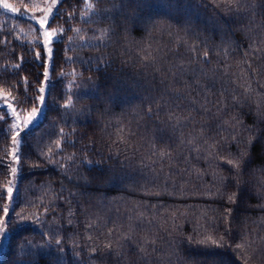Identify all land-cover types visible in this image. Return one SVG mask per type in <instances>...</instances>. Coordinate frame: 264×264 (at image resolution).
<instances>
[{
	"label": "trees",
	"instance_id": "16d2710c",
	"mask_svg": "<svg viewBox=\"0 0 264 264\" xmlns=\"http://www.w3.org/2000/svg\"><path fill=\"white\" fill-rule=\"evenodd\" d=\"M10 1L18 6L21 5L20 0ZM70 2L72 8L83 7L79 0H70ZM255 2L264 6V0H255ZM127 3L128 0H100L95 5L97 11L89 13L87 20H81L78 12L75 20L64 25L81 28L87 37H92L93 34L98 36L100 29L111 28L113 36L106 48L91 46L98 43L96 40H92L91 44L87 39L74 42L75 50L67 52L66 55L72 56L77 63L64 66V70L67 72L75 70L82 74L76 81L82 85L76 90V94L81 99L78 102L74 100L75 110L64 117V123L59 122L60 117L56 116L55 111L45 108L48 119L41 117L38 124L33 126L31 136L24 145L26 157L30 161L39 162L34 147L35 142L41 132L51 131L48 125L55 120L56 131L64 127L65 131L70 133L64 152L56 159L63 162L64 155L75 154L80 159L87 155V158L94 162L93 167L97 172L106 173L108 177H124L123 183L118 181L117 186L105 185L99 181L86 183V180L91 181V174L87 170L88 166L80 165L79 160L71 166L67 176L62 175L55 165L47 162L38 169H33L31 163H26L21 174L22 178L18 182L21 191L16 193L17 199L14 202L16 211L11 213V219L6 225L9 237L12 235V230L19 232L27 229L22 242L30 246V253L35 256H30L29 259H34L36 262L48 260L49 264H55L54 258L61 257L60 264H90V257L95 256L96 264H116V257L110 250L103 248V244L109 239L107 234L109 230L116 228L118 218L119 222L127 223L128 216L132 214L130 211L133 207L132 202L143 201L157 206L155 209L149 207V218L153 211L157 212L159 217L148 226V235L156 240L157 249L150 257L151 264H205L206 261L207 264H212L213 261H223V264H244L241 258L243 254L235 248V245L246 235L249 242L254 239L258 241L252 249H249L248 264H264V242H260L264 237V208L258 206L264 204V191H261V181L264 180V171H261L264 169V150L258 151L255 155L245 154L241 158L239 189L236 169L224 163L223 159L215 161L218 165L215 168L209 167L210 161L201 159L194 161V166L200 169L202 176L197 178L195 174L188 176L184 173L167 181L161 177L158 182L161 185L162 195L146 196L142 188L145 181L155 173L150 168L141 170L140 167L141 160L148 155L149 144L153 139L162 134L175 139L172 130L166 128L165 124L155 116L151 120L147 118L149 105L153 112L161 111L165 104L173 103L172 98L177 92L186 98L184 101H176L181 107L187 106L191 99L198 98L191 71L180 79L174 78L173 72L169 71L170 67L181 62L190 70L195 69L197 73L202 68L215 67V78L202 79L200 82L212 88L213 94L210 99L214 102L221 98L222 88L229 90L224 96V113L227 114L223 115V119L238 115L253 133L255 129L260 130L255 132V135L264 133V119L256 114L258 97L253 93L250 99L245 100L243 88L238 86L243 82L239 79L240 72L246 71L256 93L264 94V88L259 86V83L264 81V76L254 74L256 66L264 64V55L249 50L250 45L259 47L261 41H264V7H257L254 12L235 9L226 12L222 4L220 7H214L211 0H143L140 8H136L134 2L131 6L122 7ZM70 10L71 8L66 4L64 19H67V12ZM58 22L62 23V21ZM29 24L30 21L19 12L10 14L0 8V40H8L10 46L4 48L0 44V49H3L4 53L0 54V66L18 63L20 57L24 56L28 63L24 65L25 71L20 73L18 79L27 77L31 83L38 69L31 63L35 51L32 55H27L28 49L23 43L32 38L28 30ZM14 28L15 31H8ZM68 35L72 33L69 32ZM16 37L19 39H15ZM177 37L187 40L189 45L193 43L201 45V55L203 42L207 41L209 48L212 49L209 59L213 63L189 64L190 60H198L199 56L188 52L183 44L177 45L175 43ZM222 39L225 43H221ZM129 41L131 45L126 46ZM228 41H231L232 47L228 46ZM66 43L67 37L64 38L63 43L57 42L61 49L60 60L65 55L63 48ZM56 46L53 45L54 49ZM132 46H134L133 50H130ZM145 46H151L153 49L155 57L153 64L159 67V72L153 65L146 66V62L141 60L143 54L140 49ZM225 49L228 50L227 56L224 55ZM217 52L220 55H216ZM246 52H249L247 57H245ZM256 56H260V59H254ZM101 57H107L106 64L111 65L103 73L97 70L93 63V60H99ZM245 58L247 63H243L238 68L237 62ZM249 64H252L253 68H249ZM100 67L103 69L106 65L102 64ZM226 67L227 73L224 71ZM60 70L58 61L57 71L53 77V82L57 84L59 90L55 99L63 103L65 98L60 94L63 92V87L58 82ZM42 71L39 69V72ZM29 72L32 74L30 75ZM10 75L11 73L6 74L4 78L8 79ZM89 78L94 82L95 87L91 86ZM71 79L72 77L69 76L68 80ZM185 81L193 87H187ZM8 82L16 83L12 79ZM125 82L137 85L134 90H130V101L113 103L109 95H120L121 86L125 85ZM66 83L67 81H64V84ZM32 87L34 90L36 85L33 83ZM232 89L236 90L243 106L231 102ZM16 91L23 92V85L21 84ZM145 97H151V100H146ZM29 99H32L31 94ZM157 102L160 107H157ZM49 103L52 105L51 97ZM52 106L60 112L64 111L58 105ZM214 112L215 108L208 115L211 116ZM141 115L144 116L143 119L140 118ZM202 115L204 113L200 112L196 119L205 123L201 121ZM162 119L166 121L163 113ZM217 124H220V128H217ZM205 126L209 128L206 135L215 138L218 155L240 157L244 145L247 144L248 133H242L236 139H232L231 134L234 129L223 125L222 120H208ZM193 127H196L197 132L199 131V124L195 126L190 124L185 130L186 136ZM119 128L134 133L129 135L130 146L120 145L117 141ZM217 132H220V135H217ZM8 135V133L0 135V159L4 160V164L0 165V171L4 173L0 175V186L7 178L9 161L3 149L11 144ZM44 140L47 141L48 137L45 136ZM238 140H243L244 144H238ZM166 142L171 141L166 140ZM258 148L264 149V142ZM201 155L206 153L202 152ZM192 156L194 157L195 153ZM153 167L159 168L158 165ZM181 167L185 166L181 164L176 169L166 167L165 171L169 174L172 171L179 173ZM214 171L223 177V185L213 179ZM29 181L34 187L25 191ZM39 183H51L57 193L61 191L60 186L63 184L65 189L63 196L54 202L52 211L45 214L44 222L33 223L31 219L22 222L17 216L22 209L25 216L32 212L44 211L43 208H29L24 205L25 197L38 202ZM181 185H184L183 189ZM150 186L155 187L156 182L153 181ZM164 188L171 194L163 192ZM218 188L219 192L225 193L224 196L219 195ZM234 192L237 193V203H229L227 196ZM70 193L76 195L72 196ZM65 198L71 200L72 204L66 203ZM45 203L48 201L46 200ZM69 207L76 212L72 224L67 223ZM227 208L233 209L229 222L224 220ZM204 212L207 215L201 217V213ZM173 213L176 217L175 221L172 219ZM0 215H2V204H0ZM89 219L95 221L92 227L87 224ZM145 224L147 225V221ZM204 233H210L217 239L223 236L224 247L215 248L197 243L204 238ZM89 234L93 236L92 240L88 239ZM115 236L116 233L113 231L111 238L115 239ZM189 237H192L191 242ZM55 239L61 240L62 251H57L60 246L55 244ZM74 240L78 245L75 248ZM33 245L35 247H32ZM94 247H98L95 253L91 251ZM151 247L150 245L149 248ZM28 251L29 249H26V252ZM207 252L218 255L208 258L204 255ZM5 255L7 248L0 250V256ZM3 264H7V261H3Z\"/></svg>",
	"mask_w": 264,
	"mask_h": 264
},
{
	"label": "snow or ice",
	"instance_id": "6c2138e0",
	"mask_svg": "<svg viewBox=\"0 0 264 264\" xmlns=\"http://www.w3.org/2000/svg\"><path fill=\"white\" fill-rule=\"evenodd\" d=\"M100 0H79V3L83 5L81 8H72L70 0H20L22 10L19 7H14L13 5L6 2V0H0V7L4 10L10 11L12 13L19 12L21 15H30V19L34 24L28 25L29 34L31 39L27 40L24 43V46L27 47V55H32V52L35 51L34 58L31 63L34 66H37V73L34 76L33 82H29L27 77H24L22 80L18 79L21 72L25 71L24 65L28 61L24 56L20 57V62L13 63L10 66H0V102H3L0 106V135L8 133V139H10V146H6L3 149V153L8 157L7 165V178L4 180L3 185L0 186V204H2V215H0V250L7 248V255L0 256V264H3V261H8V264H37L34 259H29V257H34L35 254L30 253V246L22 242V237L27 229L12 230V235L9 237V230L6 228L8 220L11 219V213L16 211L14 207V202L16 201V193L21 191L19 186V180L22 178V173L25 168L26 163H31L33 169H38L43 167L44 162L53 164L61 171L62 175L67 176L68 170L73 164L79 160L80 165H87V170L91 174V181L86 180V183L91 182H103L105 185L117 186V182L123 183L124 177H108L106 173L97 172L93 167L94 162L87 158L85 155L82 159L73 155H64L63 162L56 157L61 156L64 152V146L68 142V137L70 136L69 132L65 131L64 127H60L58 131L57 121L53 120L49 123L48 129L51 131L41 132L39 138L35 142V150L39 157V162L30 161L25 153L26 148L24 145L27 144L28 138L31 136L33 131V126L37 125L43 116L45 119H48L47 114H45V108H49V111H55L56 116L60 117V123H64V117H66L70 112L75 110V101H79L81 97L76 94V90L81 88L82 85L78 84L76 81L81 78V73L73 70L72 72H67L64 70V66L77 63L72 56L66 55L67 52L75 50L73 44L76 40H85L87 39L89 44L92 40L98 41L97 44L91 45L95 48H106L109 46L108 42L112 39L113 33L111 28L100 29V34L97 36L93 34L92 37H87L83 33V30L79 27H65L64 25L68 24L70 21H73L77 18V13L79 12V18L81 20H87L89 13H94L97 11L95 5L98 4ZM135 3L136 8H140L143 5V0H128L127 4L122 6H131L132 3ZM211 3L214 7H220L223 5V10L226 12H232L233 9L236 11H253L257 7H264L257 5L255 0H211ZM68 5L71 8L67 12V19H64L65 16V5ZM35 9H39V14H36ZM105 11H108L105 9ZM58 21H62L59 23ZM225 23H228L225 21ZM55 25V26H53ZM16 29H10L9 32L15 31ZM20 31H24L20 29ZM71 32L72 35H68ZM67 37V43L63 48L65 53L62 60H60V52L57 42L63 43L64 38ZM15 39H19L16 37ZM177 45L183 44L188 52H191L193 55H198V60H190L189 64L199 63L201 65L212 64L213 61L209 59V56L212 52V49L209 48L207 41L203 42V52L200 54L201 45L193 43L188 44V41L182 37H177L175 40ZM221 43H225L222 39ZM228 46L232 47L231 41H228ZM0 44L4 48H9L8 40H0ZM53 45H57L54 49ZM250 52L258 51L264 55V41H261V46L257 47L252 44L249 46ZM11 51V49H10ZM140 52L143 54L141 60L146 62L147 65H153L157 72L160 71L158 66L153 64L155 57L153 56V49L151 46H145L140 49ZM0 54L3 53V49H0ZM10 54V53H9ZM216 55H220L219 52ZM224 55H228V50L225 49ZM249 55V52L245 53V57ZM92 59V58H90ZM254 59H260V56L254 57ZM59 61L61 70L59 72L58 82L63 87V92L60 93L65 99L63 103H60L59 100L55 99L56 94L59 92L57 89V84L53 82L54 74L57 71V62ZM107 57H101L99 60H93V63L96 65V69L101 73L106 72L111 65L106 64ZM243 63H247L245 58L242 61L237 62V67L239 68ZM105 64L106 67L101 69V65ZM218 67V61H217ZM249 68H253L252 64L248 65ZM91 69V65H89ZM39 69H42V73L39 72ZM169 71L173 72V76L176 79L182 78L189 71L193 74V79L195 81V90L196 96L198 98L191 99L190 103L181 107L176 101H184L186 98L183 95H180L178 92L173 96V103L165 104L164 109L161 111L153 112L151 105L148 107L147 118L151 120L155 116L158 120L165 124L166 128L172 130V136L175 139L161 135L158 138L153 139L149 144L148 155L145 159H142L140 162L141 170L143 169H152V172L155 173L154 176H150L149 180L145 181L142 191L146 196H160L162 195L161 185L159 184V179L163 177L165 181L173 179L175 176L187 173L188 176L193 174L197 175V178L203 175L198 167L194 166V161H199L205 159L210 161L209 167H218L215 164L216 160L223 159V162L230 165L232 168L237 170V180H239V173L241 168L240 160L245 155H255L258 151L264 150L258 148L264 142V133L260 135H254L252 129L248 128L243 124V121L239 118L238 115H232L230 119H223L224 105H225V93L229 90L222 88L220 90V99L215 102L210 99V96L213 94L212 88L207 87L205 84L200 81L211 80L216 76V68L212 69L202 68L198 73L195 69L187 68L183 62L180 64L170 67ZM225 73L228 72V68L224 69ZM8 73L11 75L8 79H5L4 76ZM31 75L32 73L29 72ZM255 75L264 76V64L258 65L255 68ZM71 76L72 79L68 80V77ZM15 80L16 83L9 84L8 80ZM239 79L243 82L238 85L243 88L244 99L248 100L252 97L253 93L258 97L257 102V116L264 119V94L256 93V90L252 87V83L249 79V74L246 71H241ZM90 84L92 87H95L94 82ZM64 81H67L64 84ZM35 84L36 87L33 90L32 84ZM23 85L24 91L17 93V88L20 85ZM185 85L189 88L193 85L189 84L188 81H185ZM259 86L264 88V81L259 83ZM98 91V89H97ZM32 95V99H29V95ZM52 98V105H58L59 108L64 109L63 112H60L53 108L49 103V98ZM163 98V97H162ZM146 100H151V97H145ZM231 102L233 104H241L242 101L238 98L236 90H231ZM30 105V106H29ZM243 106V105H242ZM157 107H160L157 102ZM215 108V112L211 116L208 113L212 112V109ZM199 110V111H198ZM204 113L201 116V121L205 123L208 120H222L223 125H227L234 129V132L231 134L232 139H236L237 136H240L242 133H248L247 144L244 145V151L241 152L240 157H223L218 155L216 151V142L214 137L207 136L206 133L209 131V128L205 126V123H201L196 119V116ZM163 116H166V121L162 119ZM83 113H81L82 115ZM144 118L143 115L140 117ZM199 124V131L197 132L196 127H193L188 135H185V130L188 129L189 125ZM6 126V127H5ZM217 128H220V124H217ZM74 131V130H73ZM178 133V135H177ZM129 135H134L130 131H126L124 128H119L117 132V141L120 145L130 146ZM217 135H220V132H217ZM47 136L48 140L45 141L44 137ZM166 140L171 141L166 142ZM213 141L209 143V141ZM202 141V143H201ZM238 144H244L243 140H238ZM160 145L159 147L157 145ZM207 145V147H205ZM206 153V155H201V153ZM195 153L193 157L192 154ZM147 161V162H145ZM4 164V160L0 159V165ZM184 165L181 167L179 173L172 171L170 174L165 171V168L176 169L179 165ZM158 165L159 168L153 167ZM247 165H245L246 167ZM264 171V169H261ZM0 175H4L0 171ZM213 179L217 180L221 185H223V177H220L217 172H213ZM155 181L156 186H150L151 183ZM261 191H264V180L261 181ZM34 185L31 181L25 191L30 188H33ZM61 191L57 193L53 188L51 183H39L38 191L40 195L38 196L37 201H32L25 197L24 205L29 208H43V213L32 212L28 216H25L23 209L20 213H17V216L20 217L22 222H26L28 219H31L33 223L44 222V216L47 212L52 211V205L56 200H59L63 196L64 185L61 184ZM175 187V184H173ZM181 189L184 188V185L180 186ZM239 189V183H237ZM219 192V188L217 189ZM163 192H168L166 188L163 189ZM171 194V192H168ZM183 194V192H181ZM70 195L75 196V193H70ZM210 195V193H209ZM219 195L222 197L225 195L223 192H219ZM240 195H243V192H240ZM122 199V198H121ZM48 203H45V201ZM229 203H237V193L234 192L231 195L227 196ZM5 201H7L5 203ZM66 203L69 205L72 204L71 200L65 198ZM133 207L130 209L131 215L127 218V223H116V228L114 230H109L108 237L109 239L103 244L104 249L111 251V254L116 257V264H151L150 257L157 251L155 245L156 240L151 238L148 235L149 227L153 224L154 221L158 220L159 217L157 212L153 211L151 217L149 218L148 209L149 207L155 209L156 205H149L147 202L143 201H134L132 202ZM19 206V205H16ZM261 208H264V204L258 205ZM226 215L224 216L225 222H229V217L232 216L233 209H225ZM67 215L69 219L67 223L72 224L73 217L76 216V212L69 207ZM207 213H201V217L206 216ZM175 214H172V219L175 221ZM59 219V218H57ZM147 221V225L145 222ZM95 221L89 219L87 224L89 227H92ZM175 230V225H174ZM113 231H115V239L113 237ZM143 233V235H142ZM204 238L198 240L197 243L205 246H211L215 248H222L225 244V238L222 236L219 239L214 237L210 233H204ZM55 238V237H54ZM89 240L93 239V236L89 234ZM192 237H189L191 242ZM260 242H264V237L261 238ZM258 243L255 239L251 242L248 241L247 235L241 240L240 243L235 245V248L239 250L244 260V264H248L250 259L249 249H252L254 244ZM55 244L60 246L57 251H62L63 246L60 239H55ZM152 246L151 249L149 246ZM74 248L77 247V242L73 241ZM134 246V247H133ZM32 247H35L34 245ZM26 249H29L26 252ZM254 250V249H253ZM93 253L98 251V247L91 249ZM206 257L211 258L218 253L207 252L204 254ZM61 257H55V264H60ZM90 264H96L95 256L90 257ZM207 264V261L205 262ZM212 264H223V261H213Z\"/></svg>",
	"mask_w": 264,
	"mask_h": 264
},
{
	"label": "clouds",
	"instance_id": "9594fccd",
	"mask_svg": "<svg viewBox=\"0 0 264 264\" xmlns=\"http://www.w3.org/2000/svg\"><path fill=\"white\" fill-rule=\"evenodd\" d=\"M123 7V6H122ZM131 42L129 41V44L126 46H130ZM133 47H130V50H133ZM130 59V58H129ZM135 87H137V85H135L134 83H130V82H125V85L121 86V94L120 95H109V99H111L113 101V103H122V102H129L130 101V90H134ZM260 131L259 129H255L254 130V135L255 132ZM236 177H234L235 179ZM240 181L237 180V183H239ZM8 264V261H7ZM37 264H49L48 260H43V261H38Z\"/></svg>",
	"mask_w": 264,
	"mask_h": 264
},
{
	"label": "rangeland",
	"instance_id": "374dc122",
	"mask_svg": "<svg viewBox=\"0 0 264 264\" xmlns=\"http://www.w3.org/2000/svg\"><path fill=\"white\" fill-rule=\"evenodd\" d=\"M6 2L7 3H9V4H11V5H13L14 7H19V8H22V6L21 5H16V4H14L13 2H11L10 0H6ZM37 2H39V0H37ZM2 10H4L2 7H0ZM6 13H10V14H17V13H12V12H10V11H7V10H4ZM32 11H35V13L36 14H39V12H40V10L39 9H35V10H32ZM24 17H26L29 21H30V23L31 24H34V22L30 19V15H23ZM3 104V102H0V105H2Z\"/></svg>",
	"mask_w": 264,
	"mask_h": 264
}]
</instances>
